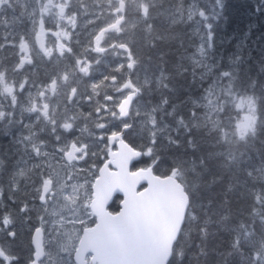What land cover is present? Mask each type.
Masks as SVG:
<instances>
[{"label":"trees","instance_id":"obj_1","mask_svg":"<svg viewBox=\"0 0 264 264\" xmlns=\"http://www.w3.org/2000/svg\"><path fill=\"white\" fill-rule=\"evenodd\" d=\"M142 2L145 13H137ZM132 3L124 41L141 95L126 139L149 151L133 167L174 173L189 201L167 264H264V0ZM8 14L4 7L2 24ZM12 37L0 25V70L13 59ZM219 78L255 104L242 136L232 128L238 110L227 102L207 116L205 92ZM5 131L0 124V137ZM117 206L115 199L109 208Z\"/></svg>","mask_w":264,"mask_h":264},{"label":"flooded vegetation","instance_id":"obj_2","mask_svg":"<svg viewBox=\"0 0 264 264\" xmlns=\"http://www.w3.org/2000/svg\"><path fill=\"white\" fill-rule=\"evenodd\" d=\"M9 2L13 15L0 21L15 43L0 75V124L6 127L0 137V264H93L90 251L78 260L76 252L95 217L70 224L68 210L51 202L55 192H91L100 166L117 149L118 133L128 142L141 95L124 41L125 16L134 17V6L125 0L121 9L119 0ZM136 8L145 13V2ZM131 92L136 95L122 116L119 106ZM120 198H113L118 206L112 212ZM68 229L79 235L64 251L60 240ZM35 231L42 236L40 257Z\"/></svg>","mask_w":264,"mask_h":264},{"label":"water","instance_id":"obj_3","mask_svg":"<svg viewBox=\"0 0 264 264\" xmlns=\"http://www.w3.org/2000/svg\"><path fill=\"white\" fill-rule=\"evenodd\" d=\"M136 93L119 106L122 116ZM117 149L109 153L93 184L90 206L96 222L85 228L76 259L92 253L93 264H167L188 208V195L172 175H158L151 166L132 169L142 152L118 133ZM108 164L112 168L108 167ZM118 195L119 209L107 206ZM35 257L43 253L40 231L33 234Z\"/></svg>","mask_w":264,"mask_h":264},{"label":"rangeland","instance_id":"obj_4","mask_svg":"<svg viewBox=\"0 0 264 264\" xmlns=\"http://www.w3.org/2000/svg\"><path fill=\"white\" fill-rule=\"evenodd\" d=\"M2 0H0L1 2ZM2 70H0V75H2ZM225 95V97H223ZM222 97V99H221ZM220 102H227L228 105L232 106L235 110H238V118L233 123V132L236 135L242 136L248 129H250L255 121V104L253 100L246 94H235L232 92L231 86H222L221 78L213 84L207 92H205V107L207 109V116L212 117L219 109ZM224 136H228L227 132H224ZM58 184L63 185V181H57ZM48 183V182H47ZM81 186L87 184V182L79 183ZM63 189V187H60ZM67 192H57L56 196L53 197L51 204H60L62 207L66 208L69 205L77 204L80 206H88V198L90 197L89 192L85 189L79 192V202L81 204L75 203V194L72 192L70 195ZM45 204V202H44ZM88 215L84 216L82 219L87 218ZM78 231L73 229H68L65 234L62 232L61 235V248L64 247V251L71 250L77 241ZM62 257L64 254L60 252Z\"/></svg>","mask_w":264,"mask_h":264}]
</instances>
